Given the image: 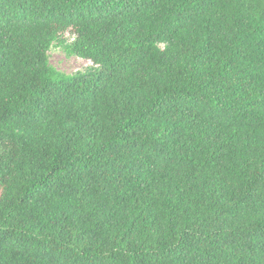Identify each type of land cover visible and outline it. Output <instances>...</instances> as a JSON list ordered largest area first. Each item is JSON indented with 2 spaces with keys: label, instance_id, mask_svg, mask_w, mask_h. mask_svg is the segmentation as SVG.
<instances>
[{
  "label": "trees",
  "instance_id": "1",
  "mask_svg": "<svg viewBox=\"0 0 264 264\" xmlns=\"http://www.w3.org/2000/svg\"><path fill=\"white\" fill-rule=\"evenodd\" d=\"M0 264H264V0H0Z\"/></svg>",
  "mask_w": 264,
  "mask_h": 264
},
{
  "label": "rangeland",
  "instance_id": "2",
  "mask_svg": "<svg viewBox=\"0 0 264 264\" xmlns=\"http://www.w3.org/2000/svg\"><path fill=\"white\" fill-rule=\"evenodd\" d=\"M49 63L59 74L64 76L83 74L99 68L91 60L68 53L64 45L57 41L49 51Z\"/></svg>",
  "mask_w": 264,
  "mask_h": 264
}]
</instances>
